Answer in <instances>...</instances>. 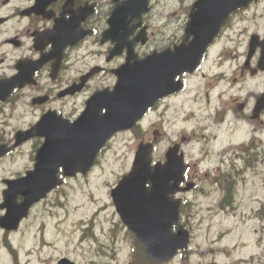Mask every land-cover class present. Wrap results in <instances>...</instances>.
<instances>
[{
  "label": "flooded vegetation",
  "instance_id": "obj_1",
  "mask_svg": "<svg viewBox=\"0 0 264 264\" xmlns=\"http://www.w3.org/2000/svg\"><path fill=\"white\" fill-rule=\"evenodd\" d=\"M117 1L126 0H0V82L3 84L0 90V127L8 120L7 111L22 107L24 100L40 110V115L54 111L69 120L78 118L96 92L108 89L115 93V72L124 65L145 59L149 63H161L155 55L174 48L176 42H172L173 36L168 40L165 31L163 37L157 35L153 39L147 26L146 36H142L144 41L133 43L139 30L122 25L121 31H128L122 39L127 45L111 57L116 45L115 35L106 41L104 35L111 29L115 34V25L111 28L110 19L118 9ZM137 22L133 19L131 24ZM129 45L133 48L130 53ZM248 58L249 47L241 73L247 85L253 87L251 93L246 95L249 90L245 88L240 98H229L219 106H211L193 132V137H197L199 142V153L205 158H216V167L210 172H201L200 163H193L192 177L197 183L195 192L211 193L214 200L209 206H221L224 187L227 196L223 203L234 204L232 184L235 183L236 190L240 184L238 178L245 183L249 179L264 185V70L259 67L260 63L264 66L262 46L254 49L247 64ZM187 77L191 80L193 75L183 74L177 79L186 81ZM17 80H22L25 85ZM9 81H13L15 87L8 99H2L4 94L7 95ZM179 95L181 92L162 97L149 114L157 107L168 110V102ZM39 97L44 98L37 100ZM259 103L262 107L257 111ZM11 135L13 133L0 135V145L13 142ZM222 139L224 143L218 146ZM201 141L214 147L213 153L208 154ZM3 161L0 160V164ZM32 168L33 165L28 166L23 172L7 175L1 180L0 221L7 214L5 180L23 177ZM203 177H210V181L207 183ZM206 183L210 184V189L205 187ZM22 200V197L18 198L19 202ZM18 233L0 226V264H4L7 257L14 264H20L18 251L9 249L12 237Z\"/></svg>",
  "mask_w": 264,
  "mask_h": 264
},
{
  "label": "rangeland",
  "instance_id": "obj_2",
  "mask_svg": "<svg viewBox=\"0 0 264 264\" xmlns=\"http://www.w3.org/2000/svg\"><path fill=\"white\" fill-rule=\"evenodd\" d=\"M156 1L158 5L154 3L151 14L159 16L158 7L167 13L178 9L184 10L182 4L186 6L187 1L191 0H181L182 3L180 0ZM161 30L156 28L155 33ZM192 102L190 94L184 95L182 98L183 109L178 108L177 116L183 111L182 118H184ZM212 103L215 104L213 101ZM190 129L191 121L180 123L172 129L173 132L170 134V138H174L175 133L178 131L180 133L181 130L187 131ZM187 132L189 133V131ZM169 142V140H166L159 144L156 153L158 158L164 156ZM189 146H187L188 158L191 161L195 156L196 146ZM135 150L136 143L132 134L117 136L103 156L99 167L94 169L88 179L72 181L68 220H58L53 224H49L50 218L43 220V217L37 219L34 216L24 225L17 239V244L20 246V244L27 241L25 254H31L30 248H32L36 251L32 256L35 261L39 257L49 256L52 249L44 248L40 252L38 245L34 244H40L44 238L49 246L52 240L59 238V233L68 232L69 249L64 250L62 245L56 251V255H60L67 250L69 256L79 264H105L115 250L117 257H120L122 262L128 260L127 252L121 251L122 247L127 248L128 239L124 230L121 227H116L118 216L110 199L109 190L111 185L116 184L130 170ZM208 166L205 165V168ZM240 180L242 185L238 187L237 200L239 205L236 213L224 212L222 209L209 207L208 204L212 201V198L202 199L201 202L195 203L194 197H188L185 202L192 203V210L190 213V209H188L183 221L192 233L193 240L187 254H181L168 264H235L234 261L240 258H249L247 264H264V236L261 245L254 246L255 241L262 233L261 228H264V223H259L256 219L250 220L251 207L256 202L253 195H259L261 191L258 184L253 181L247 179L245 183L242 178ZM102 208L104 210L98 211L94 219V231L100 236L98 241H82L80 239L83 232L80 225L81 220H85L89 224L93 213ZM43 222L48 224L46 227L48 234L41 233ZM114 223L115 231L117 230L116 237H113L111 233ZM128 249L129 246L127 251ZM225 250H228V252H225ZM127 263L128 261H124V264Z\"/></svg>",
  "mask_w": 264,
  "mask_h": 264
},
{
  "label": "water",
  "instance_id": "obj_3",
  "mask_svg": "<svg viewBox=\"0 0 264 264\" xmlns=\"http://www.w3.org/2000/svg\"><path fill=\"white\" fill-rule=\"evenodd\" d=\"M242 2L244 0H233ZM215 26V25H214ZM168 66H185V60L168 54L165 56ZM145 106L139 112L144 111ZM95 124V123H93ZM133 123L127 122L118 127L129 128ZM116 129V128H115ZM87 139L82 140L80 131L72 130V135L60 131L58 136L53 131H47L49 151L44 159V178L55 181V174L50 168H71L73 175L77 171L86 172L93 165L98 150L104 145L107 134L97 137L96 127L84 129ZM110 129L107 131L109 133ZM71 135V136H70ZM56 136V142L53 137ZM169 165L163 175H157L139 154L133 171L120 182V186L112 192V197L122 221L142 242L148 256L157 263L171 260L179 250L186 249L189 244V232L180 227L179 232H172L173 225L179 223L180 201L170 197L178 190L182 181L184 167L180 158L174 152L168 154ZM177 159V160H176ZM78 166V168H75ZM166 166V165H165ZM69 173V172H68ZM160 174V173H159ZM152 186L147 187L148 182ZM174 181V184L171 182ZM31 202L28 201L27 205ZM24 212L20 215L22 216ZM18 216V217H20Z\"/></svg>",
  "mask_w": 264,
  "mask_h": 264
},
{
  "label": "trees",
  "instance_id": "obj_4",
  "mask_svg": "<svg viewBox=\"0 0 264 264\" xmlns=\"http://www.w3.org/2000/svg\"><path fill=\"white\" fill-rule=\"evenodd\" d=\"M131 264H153L145 256L142 247L138 242L135 241L134 257Z\"/></svg>",
  "mask_w": 264,
  "mask_h": 264
}]
</instances>
